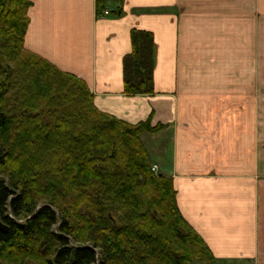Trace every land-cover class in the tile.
<instances>
[{"label":"crops","instance_id":"0c3cea01","mask_svg":"<svg viewBox=\"0 0 264 264\" xmlns=\"http://www.w3.org/2000/svg\"><path fill=\"white\" fill-rule=\"evenodd\" d=\"M24 47L83 79L139 138L217 264H264V0H29ZM132 28L154 38L153 92H123Z\"/></svg>","mask_w":264,"mask_h":264},{"label":"trees","instance_id":"16d2710c","mask_svg":"<svg viewBox=\"0 0 264 264\" xmlns=\"http://www.w3.org/2000/svg\"><path fill=\"white\" fill-rule=\"evenodd\" d=\"M30 4L0 0V264H217L151 170L139 135L161 125L100 111L83 79L28 51ZM130 44L123 92L152 93L153 34L132 28Z\"/></svg>","mask_w":264,"mask_h":264},{"label":"built area","instance_id":"2783aa9c","mask_svg":"<svg viewBox=\"0 0 264 264\" xmlns=\"http://www.w3.org/2000/svg\"><path fill=\"white\" fill-rule=\"evenodd\" d=\"M104 12H105V9H101V10H100V14H101V13H104ZM151 170H152V171H155V166H151Z\"/></svg>","mask_w":264,"mask_h":264},{"label":"water","instance_id":"95a60500","mask_svg":"<svg viewBox=\"0 0 264 264\" xmlns=\"http://www.w3.org/2000/svg\"><path fill=\"white\" fill-rule=\"evenodd\" d=\"M41 205H38L37 207H40ZM0 228L3 229V230H6V227L4 225H0Z\"/></svg>","mask_w":264,"mask_h":264},{"label":"rangeland","instance_id":"374dc122","mask_svg":"<svg viewBox=\"0 0 264 264\" xmlns=\"http://www.w3.org/2000/svg\"><path fill=\"white\" fill-rule=\"evenodd\" d=\"M38 205H44V204H42V202H41V204H38ZM38 205H37V206H38Z\"/></svg>","mask_w":264,"mask_h":264}]
</instances>
